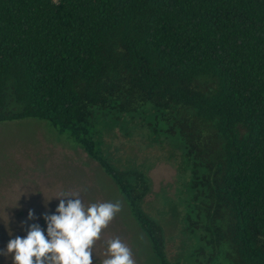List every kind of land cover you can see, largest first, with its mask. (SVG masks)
I'll use <instances>...</instances> for the list:
<instances>
[{
    "label": "trees",
    "instance_id": "trees-1",
    "mask_svg": "<svg viewBox=\"0 0 264 264\" xmlns=\"http://www.w3.org/2000/svg\"><path fill=\"white\" fill-rule=\"evenodd\" d=\"M93 109L153 110L232 264H264V0H0V122L47 121L109 177L158 264L137 170L87 139ZM154 131V130H153Z\"/></svg>",
    "mask_w": 264,
    "mask_h": 264
},
{
    "label": "rangeland",
    "instance_id": "rangeland-1",
    "mask_svg": "<svg viewBox=\"0 0 264 264\" xmlns=\"http://www.w3.org/2000/svg\"><path fill=\"white\" fill-rule=\"evenodd\" d=\"M153 113L115 120L96 111L87 139L112 168L145 176L149 191L140 206L162 230L167 264H232L226 242L210 234L200 188L190 187V166L176 137L155 125ZM76 194L86 208L121 205L93 247L92 264L109 258L108 241L115 238L130 248L135 264H158L112 181L69 133L32 118L0 122V252L10 239L26 238L32 224L47 235L44 217L56 214L58 198ZM0 264H13L11 256L0 255Z\"/></svg>",
    "mask_w": 264,
    "mask_h": 264
},
{
    "label": "clouds",
    "instance_id": "clouds-1",
    "mask_svg": "<svg viewBox=\"0 0 264 264\" xmlns=\"http://www.w3.org/2000/svg\"><path fill=\"white\" fill-rule=\"evenodd\" d=\"M58 199L56 214L44 217L47 235L32 224L26 238L10 239L0 255H10L13 264H92L93 247L121 211L120 203H93L86 208L79 194ZM28 218H34L31 211ZM107 254L102 264H135L130 248L119 238L108 241Z\"/></svg>",
    "mask_w": 264,
    "mask_h": 264
}]
</instances>
